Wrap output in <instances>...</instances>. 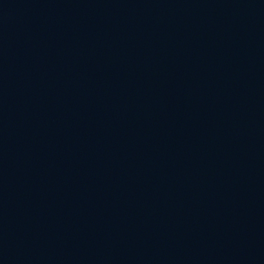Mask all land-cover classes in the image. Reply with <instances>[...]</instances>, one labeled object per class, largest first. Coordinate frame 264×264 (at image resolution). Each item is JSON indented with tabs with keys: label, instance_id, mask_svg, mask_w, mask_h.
<instances>
[{
	"label": "water",
	"instance_id": "95a60500",
	"mask_svg": "<svg viewBox=\"0 0 264 264\" xmlns=\"http://www.w3.org/2000/svg\"><path fill=\"white\" fill-rule=\"evenodd\" d=\"M0 264H264V0H0Z\"/></svg>",
	"mask_w": 264,
	"mask_h": 264
}]
</instances>
